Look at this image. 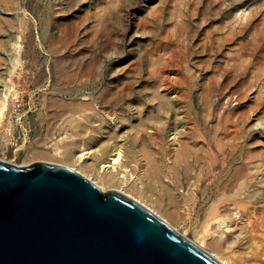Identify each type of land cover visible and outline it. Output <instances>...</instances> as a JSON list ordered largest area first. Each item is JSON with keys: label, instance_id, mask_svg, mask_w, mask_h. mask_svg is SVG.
Returning a JSON list of instances; mask_svg holds the SVG:
<instances>
[{"label": "rangeland", "instance_id": "374dc122", "mask_svg": "<svg viewBox=\"0 0 264 264\" xmlns=\"http://www.w3.org/2000/svg\"><path fill=\"white\" fill-rule=\"evenodd\" d=\"M88 151L95 181L119 151L124 191L264 264V0H0V158Z\"/></svg>", "mask_w": 264, "mask_h": 264}, {"label": "water", "instance_id": "95a60500", "mask_svg": "<svg viewBox=\"0 0 264 264\" xmlns=\"http://www.w3.org/2000/svg\"><path fill=\"white\" fill-rule=\"evenodd\" d=\"M0 264H222L120 191L0 158Z\"/></svg>", "mask_w": 264, "mask_h": 264}, {"label": "bare ground", "instance_id": "6f19581e", "mask_svg": "<svg viewBox=\"0 0 264 264\" xmlns=\"http://www.w3.org/2000/svg\"><path fill=\"white\" fill-rule=\"evenodd\" d=\"M91 154V151L88 152H82L79 156L78 159H76V161H70V162H62V164L66 167H69L77 172H79L80 174L82 173L83 176H85L86 178H88L89 180H93L92 182H94L102 191L106 192L107 188H113L114 190L120 191L123 194L127 195L128 197H130L131 199L135 200L136 202H138L139 204H141L142 206H144L146 209H148L150 212H152L154 215H156L157 217H159L160 219L164 220L165 222H167L173 229H175L177 232H179V230L176 228V226L174 225L173 220L175 218H171V221L166 219L164 216L169 215V212L165 209H161L163 214H160V212H158L153 206H151L150 204H148L147 202L143 201L142 199H140L139 197L136 198L134 195H132L129 192L124 191V189H122L121 185H123L124 183H122V179H124L126 177L125 174H121L120 173V168L123 167L122 164V154L117 151V155L115 157H111L110 162H107L106 164L101 165V169H103V171L107 172V179L108 180H102V181H95L90 175L86 174L85 171H80L76 166L79 165L85 158H88L89 155ZM100 169V170H101ZM124 169V168H123ZM102 171V170H101ZM102 171V172H103ZM114 172L119 173V176L117 177V180H113V178L111 177V174H113ZM126 172V171H125ZM118 175V174H117ZM111 185H108V184ZM115 183L117 184L116 187L114 188ZM113 184V185H112ZM108 186V187H107ZM124 187V185H123ZM180 234H182L184 237L188 238L184 233L179 232ZM189 239V238H188ZM191 240V239H190ZM192 241V240H191ZM194 242V241H193ZM211 254V253H210ZM214 256V255H213ZM215 257V256H214ZM219 262H221L222 264H227L223 261H220L217 257H215Z\"/></svg>", "mask_w": 264, "mask_h": 264}]
</instances>
